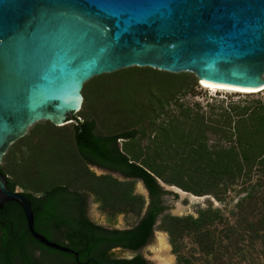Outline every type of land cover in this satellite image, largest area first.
<instances>
[{
  "label": "trees",
  "instance_id": "16d2710c",
  "mask_svg": "<svg viewBox=\"0 0 264 264\" xmlns=\"http://www.w3.org/2000/svg\"><path fill=\"white\" fill-rule=\"evenodd\" d=\"M128 68L178 79L143 81L132 98V110L108 120V106L87 97L94 76L83 85V103L72 122L60 126L49 120L36 122L10 145L0 164L1 172L7 175L8 189L15 190L19 184L5 165L15 147L22 150L16 144L31 136L38 124L70 127L77 155L73 185L77 187L56 183L39 193L32 188L21 192L31 202L38 232L78 255L41 244L21 225L14 226L20 230L11 231L4 230L8 225L0 223V264H14L16 258L20 264H33L26 250L28 242L49 257H68L72 264H150L141 253L120 257L113 249L136 252L149 244L156 229L168 235L175 264H196V248L186 249V239L206 256L207 264H238L233 257L245 256V246L249 251L258 249L264 256V89L262 96L237 101L206 95L203 104L188 98L197 95L198 87L202 89L191 72ZM93 166L109 172L97 174ZM136 181L142 183L147 197L135 191ZM165 186L195 196L210 195L219 202L230 191L246 192L239 206L255 199L260 208L256 213L253 206L246 210L242 207L233 224L212 205L199 209L197 216L174 215L166 212L164 197L179 195ZM90 195L110 223L119 215H134L136 222L117 228L94 221L89 215ZM22 217L17 202H6L0 208V220Z\"/></svg>",
  "mask_w": 264,
  "mask_h": 264
},
{
  "label": "water",
  "instance_id": "95a60500",
  "mask_svg": "<svg viewBox=\"0 0 264 264\" xmlns=\"http://www.w3.org/2000/svg\"><path fill=\"white\" fill-rule=\"evenodd\" d=\"M131 66L264 86V0H0V163L36 122H72L86 81ZM12 201L35 240L78 255L34 229L0 171V208Z\"/></svg>",
  "mask_w": 264,
  "mask_h": 264
},
{
  "label": "rangeland",
  "instance_id": "374dc122",
  "mask_svg": "<svg viewBox=\"0 0 264 264\" xmlns=\"http://www.w3.org/2000/svg\"><path fill=\"white\" fill-rule=\"evenodd\" d=\"M172 78L178 79L169 74L150 73L146 69L123 68L114 72L97 75L93 78L89 83L87 97L92 102L96 100V103H105L109 111L108 120H114L120 114L125 115L132 110V98L144 83L143 81L149 80L158 83L161 80H172ZM91 87L96 90L91 91ZM196 92H198L196 96L189 95V100H199L204 104L206 95L207 97L215 95L216 99L227 102L230 100H242L245 97L257 98L262 96L263 91L256 92L253 96H247L245 93L232 91L213 92L211 90L208 91L206 88L202 87L201 89L198 87ZM70 130V127L57 129L49 124H38L35 126V132H32L31 136L16 144L17 146L21 145L22 150L19 151L18 147H15V152H11L7 156L5 168L12 173L21 191H24V188L27 190L32 188L39 193L56 183L68 185L71 189L77 187L76 183L75 186L73 185L74 178H76L73 176H76L74 168L77 162V155L74 138ZM91 169L97 174L109 172L97 167H91ZM113 175L122 178L118 173H113ZM165 187L174 192L177 191L179 195L178 198H174L173 195H166L164 197V201L168 206L166 212L174 215L191 214L197 216L199 209L212 205L214 208L221 209L226 221L233 224L239 219V211L242 210V207L243 210H246L249 205L253 206L254 212L256 210L259 211L260 208L259 202H254L255 199L244 202L243 205L239 206L241 199L246 196V192L238 194L235 191H230L226 199L219 202L210 195L195 196L175 186ZM135 191L147 197V191L140 181H136ZM88 200L90 217L102 225L126 228L137 220V217L134 215H119L115 221L110 223L107 221L105 215L99 211L98 204L94 202L92 195L89 196ZM159 222L160 218L157 224ZM184 244L189 251L196 248L193 251L196 264H207L206 256L198 251L196 245L190 239H186ZM245 248H247L245 256H241L240 254L234 255L233 259L235 262L238 264H264V256L258 249L255 251L250 250V252L247 246ZM142 250L144 256L150 261V264L176 263V256L171 252L168 235L161 230H155L151 242Z\"/></svg>",
  "mask_w": 264,
  "mask_h": 264
},
{
  "label": "flooded vegetation",
  "instance_id": "af4514ba",
  "mask_svg": "<svg viewBox=\"0 0 264 264\" xmlns=\"http://www.w3.org/2000/svg\"><path fill=\"white\" fill-rule=\"evenodd\" d=\"M1 164V163H0ZM95 167V166H93ZM99 168V167H97ZM103 169V168H101ZM1 171V170H0ZM0 223L1 224H4V225H8L7 227H4V230L7 228L8 230L11 229V231H18L20 230L18 227H14L15 225H21L22 228H25L27 230V235L28 236H31L33 238V236L31 235V233L29 232L28 230V226H27V223H26V219L25 217H22V218H7V219H4V220H0ZM34 229L38 232V230L35 228L34 226ZM154 236V235H153ZM153 238V237H152ZM50 241H55V240H51L49 238ZM152 240V239H151ZM151 242V241H150ZM149 242V243H150ZM58 243V242H57ZM61 244V243H59ZM62 245V244H61ZM147 246V245H146ZM116 248H120V247H116ZM26 250H27V253L29 254V256L31 257V261L33 262V264H72V261L71 259H69L68 257H65L63 255H58L57 257H49L47 256V254L43 253L39 248H36L34 246V244L32 242H28L27 245H26ZM141 250V249H140ZM140 250L136 251V252H133L132 255H134V253H141ZM129 251V250H128ZM58 252H62V251H59ZM132 252V251H131ZM63 253V252H62ZM45 254V255H44ZM142 254V253H141ZM131 255V256H132ZM143 255V254H142ZM129 256V257H131ZM144 256V255H143ZM145 257V256H144ZM146 258V257H145ZM147 259V258H146ZM148 260V259H147ZM149 261V260H148ZM150 263V261H149ZM14 264H20V260L18 258H16Z\"/></svg>",
  "mask_w": 264,
  "mask_h": 264
},
{
  "label": "bare ground",
  "instance_id": "6f19581e",
  "mask_svg": "<svg viewBox=\"0 0 264 264\" xmlns=\"http://www.w3.org/2000/svg\"><path fill=\"white\" fill-rule=\"evenodd\" d=\"M199 85L203 88H207L213 92L216 91H232V92H239V93H256L261 90H263L264 86H261L259 88H245L241 86H232V85H227V84H220V83H215L207 80H200ZM82 105V98L79 107ZM77 107V108H79ZM80 110V109H79Z\"/></svg>",
  "mask_w": 264,
  "mask_h": 264
},
{
  "label": "crops",
  "instance_id": "0c3cea01",
  "mask_svg": "<svg viewBox=\"0 0 264 264\" xmlns=\"http://www.w3.org/2000/svg\"><path fill=\"white\" fill-rule=\"evenodd\" d=\"M58 126H60V125H58ZM28 132V131H27ZM10 147V146H9ZM2 159H3V157H2ZM1 163H2V160H1ZM7 176V175H6ZM16 190H18V191H21V188H19V187H16Z\"/></svg>",
  "mask_w": 264,
  "mask_h": 264
}]
</instances>
